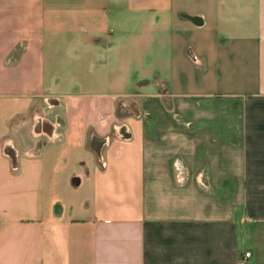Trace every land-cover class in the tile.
<instances>
[{
	"label": "crops",
	"instance_id": "obj_1",
	"mask_svg": "<svg viewBox=\"0 0 264 264\" xmlns=\"http://www.w3.org/2000/svg\"><path fill=\"white\" fill-rule=\"evenodd\" d=\"M264 264V0H0V264Z\"/></svg>",
	"mask_w": 264,
	"mask_h": 264
},
{
	"label": "built area",
	"instance_id": "obj_2",
	"mask_svg": "<svg viewBox=\"0 0 264 264\" xmlns=\"http://www.w3.org/2000/svg\"><path fill=\"white\" fill-rule=\"evenodd\" d=\"M252 257L251 252H246L242 258H240V264H247V261Z\"/></svg>",
	"mask_w": 264,
	"mask_h": 264
}]
</instances>
